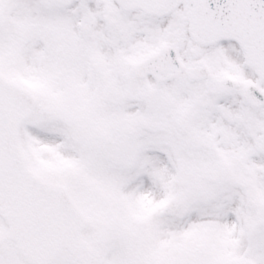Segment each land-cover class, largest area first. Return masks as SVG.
Here are the masks:
<instances>
[{
  "label": "snow or ice",
  "instance_id": "obj_1",
  "mask_svg": "<svg viewBox=\"0 0 264 264\" xmlns=\"http://www.w3.org/2000/svg\"><path fill=\"white\" fill-rule=\"evenodd\" d=\"M0 264H264V0H0Z\"/></svg>",
  "mask_w": 264,
  "mask_h": 264
}]
</instances>
